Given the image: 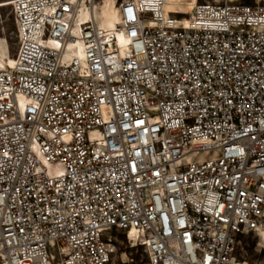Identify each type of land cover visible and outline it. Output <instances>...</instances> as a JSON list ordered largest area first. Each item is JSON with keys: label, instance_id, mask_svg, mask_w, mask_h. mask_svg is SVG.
Segmentation results:
<instances>
[{"label": "built area", "instance_id": "2783aa9c", "mask_svg": "<svg viewBox=\"0 0 264 264\" xmlns=\"http://www.w3.org/2000/svg\"><path fill=\"white\" fill-rule=\"evenodd\" d=\"M97 1L12 4L0 264H246L240 237L264 235V0H115L111 29L82 19Z\"/></svg>", "mask_w": 264, "mask_h": 264}, {"label": "rangeland", "instance_id": "374dc122", "mask_svg": "<svg viewBox=\"0 0 264 264\" xmlns=\"http://www.w3.org/2000/svg\"><path fill=\"white\" fill-rule=\"evenodd\" d=\"M13 1L0 0V67L6 66L7 60H12L17 47L12 6L10 3ZM120 1L117 0V3H120ZM182 1H186L185 3L189 2V0ZM97 2L95 10L97 20L98 22L103 20L104 28H109L114 22L115 0H98ZM134 250L131 251V255H136L138 258H141V250L139 248H135ZM236 255L240 262H245L246 264H264V240L252 235L240 237ZM116 260L121 264L119 254Z\"/></svg>", "mask_w": 264, "mask_h": 264}, {"label": "bare ground", "instance_id": "6f19581e", "mask_svg": "<svg viewBox=\"0 0 264 264\" xmlns=\"http://www.w3.org/2000/svg\"><path fill=\"white\" fill-rule=\"evenodd\" d=\"M13 2H10L11 3V6H12ZM188 8L189 7H182L183 10H188ZM95 10H96V7H95V9H94L93 12H90V14L89 13H86V14L82 13V19H86V18H89L90 17V19H91L92 22H94V20H95V22H96V24L98 25L99 28H104V26H103V20H101V22H98L97 17L95 15ZM113 18H114V22L109 27L110 29L114 27V24L117 21V12H116V9H115V14L113 15ZM102 19H103V17H102ZM118 40H119L120 44H122V45L125 44V41H124L123 37L120 36L119 34H118ZM74 55L77 58H81L82 57V52H81V48L80 47H78V49L74 51ZM12 61H13V58H12V60H7V65H11L12 64ZM262 239L264 240V235L262 236Z\"/></svg>", "mask_w": 264, "mask_h": 264}, {"label": "trees", "instance_id": "16d2710c", "mask_svg": "<svg viewBox=\"0 0 264 264\" xmlns=\"http://www.w3.org/2000/svg\"><path fill=\"white\" fill-rule=\"evenodd\" d=\"M133 251V250H132ZM135 251V250H134ZM132 257H134V258H137L138 256H136V255H131Z\"/></svg>", "mask_w": 264, "mask_h": 264}]
</instances>
